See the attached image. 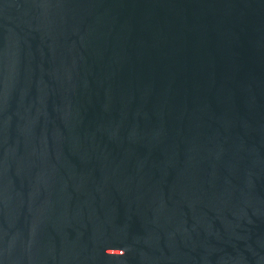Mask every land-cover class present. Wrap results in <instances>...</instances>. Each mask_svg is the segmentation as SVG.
Segmentation results:
<instances>
[{"label": "water", "instance_id": "1", "mask_svg": "<svg viewBox=\"0 0 264 264\" xmlns=\"http://www.w3.org/2000/svg\"><path fill=\"white\" fill-rule=\"evenodd\" d=\"M0 264H264V0H0Z\"/></svg>", "mask_w": 264, "mask_h": 264}]
</instances>
